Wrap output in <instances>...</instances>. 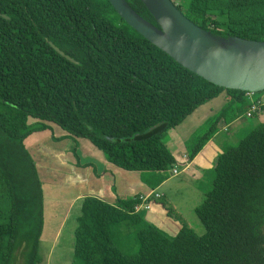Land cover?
I'll return each instance as SVG.
<instances>
[{
    "label": "trees",
    "instance_id": "16d2710c",
    "mask_svg": "<svg viewBox=\"0 0 264 264\" xmlns=\"http://www.w3.org/2000/svg\"><path fill=\"white\" fill-rule=\"evenodd\" d=\"M125 1L160 28L141 0ZM177 7L206 32L264 42V0ZM224 93L227 103L187 145L191 159L221 124L247 118L246 92L185 68L109 0H0V264L42 262L44 192L28 145L54 136L49 123L90 140L109 163L139 172L155 190L177 163L164 142L169 130ZM213 173L196 208L203 236L186 225L171 235L154 226L136 212L140 197L116 195L114 205L83 199L72 264H264V123L225 148Z\"/></svg>",
    "mask_w": 264,
    "mask_h": 264
},
{
    "label": "crops",
    "instance_id": "0c3cea01",
    "mask_svg": "<svg viewBox=\"0 0 264 264\" xmlns=\"http://www.w3.org/2000/svg\"><path fill=\"white\" fill-rule=\"evenodd\" d=\"M227 101V94L224 93L199 108L180 126L169 130L168 139L171 141L168 140L167 146L177 161L180 173L175 177L169 171L168 179L155 190L142 182L139 172H128L109 163L104 152L87 139L74 138L64 130L63 133L57 131L54 138L46 136L32 139L28 151L36 163L44 192V229L41 244L50 227L49 230L56 239L53 248L64 225V222H57L61 214L64 213L66 218L74 204L80 205L81 201L88 197L101 199L111 205L115 204L116 195L126 198L148 197L151 209L140 212L143 218L161 230H171L177 234L184 224L178 215L174 214L176 211L170 207L173 205L171 198L168 199L170 204L164 201L169 196L167 186L175 179L183 177L189 185L186 193L205 194L204 184L200 181L212 176L215 160L224 150L217 139L230 133L231 128H235V134L238 133V125H242V120L246 118H240L230 125L221 124L222 128L218 134L214 135L193 159L189 157L187 143L195 137L208 119L221 111ZM48 125L52 129L57 126L51 123ZM54 139H57V144L52 143ZM47 159H50L51 163H48ZM153 194H159L160 198L155 199ZM62 202L67 203L61 204Z\"/></svg>",
    "mask_w": 264,
    "mask_h": 264
},
{
    "label": "water",
    "instance_id": "95a60500",
    "mask_svg": "<svg viewBox=\"0 0 264 264\" xmlns=\"http://www.w3.org/2000/svg\"><path fill=\"white\" fill-rule=\"evenodd\" d=\"M141 1L160 28L144 20L125 0H109L132 29L209 83L246 93L264 92V55L251 58L242 55L237 48L239 44L264 51V42L233 38V48H229L192 23L173 0ZM55 50L66 57L59 49Z\"/></svg>",
    "mask_w": 264,
    "mask_h": 264
},
{
    "label": "rangeland",
    "instance_id": "374dc122",
    "mask_svg": "<svg viewBox=\"0 0 264 264\" xmlns=\"http://www.w3.org/2000/svg\"><path fill=\"white\" fill-rule=\"evenodd\" d=\"M173 1L176 3V5L182 6L183 8L186 6L188 2V0H173ZM209 35H211V37L214 38V40L223 43L229 48H233V41H232L233 38H230V37L224 38L222 36H216L212 32H209ZM237 48L242 55H245L251 58L255 56L259 57L258 55L260 56L264 55V51H260V50L255 51L251 47H246V46L237 44ZM263 94L264 92L257 93L254 95V97L255 99L258 98L259 102L264 105L263 103L264 95ZM242 121L243 122L241 123L243 124L238 125L240 127L239 128L240 130H238V133L235 134V130H234L235 128H231L230 133L223 134L221 138L217 139L218 144L221 146L222 150L223 148L225 149L227 147L235 146L236 144H238L241 138L247 135L249 130H251L252 128H254L255 126L259 124L264 123V108L263 110H261L259 114H256V115L253 114L251 117H247L245 120H242ZM57 127L58 126H55V128L53 129L54 134H56L57 131H59L60 133H63L62 132L63 130L61 128H60L61 130L59 128L57 129ZM165 140H166V143L168 142V140L171 141V139H164V142ZM53 141L54 142L52 143L54 144L58 143L57 140H53ZM195 141H197V139L193 137L189 139V142L187 144L192 146L195 143ZM47 162L51 163L50 159H47ZM174 166L178 167V164L176 163ZM172 169H170L169 171H171ZM213 174L214 173L212 172V176H208L200 181V183L204 184L203 186L205 188V191H204L205 193L209 191L212 186ZM187 183L188 182L183 177H179L178 179H175L170 184H168L166 190L167 192H169V196L165 198L164 201L166 200L167 203L170 204L168 199L170 200L171 198L173 205L170 207L176 211L174 214L178 215V217L182 220L184 225L185 224L186 226L189 225L188 227L194 233H196L198 236H203L206 230L204 226L201 224L196 214V208L197 206H200L204 202L205 194L202 193L198 195V193H195V192L186 193L189 189V185ZM177 190L182 191V193ZM160 191L162 190L160 189ZM153 195H154V198L155 196H158L155 199L160 198L159 194H153ZM64 203H67V202H62L61 204H64ZM63 207L64 206H61V208ZM80 213L81 212H80L79 204H74V207L72 208L71 213L68 214L66 218H64L65 216L64 213L61 214L57 222H60V223L64 222V225L57 239V242L55 243L53 248H52V245L54 244L56 239L50 232L49 230L50 227L48 228L47 232L45 233L44 242L40 244L41 245L40 256L42 258V262L40 264H72L73 257H74V242H75L74 231L77 228V224H78L77 220L80 216ZM52 227H54V225H52ZM163 231L167 232L169 235H171V233L175 234L171 230H168V231L163 230Z\"/></svg>",
    "mask_w": 264,
    "mask_h": 264
},
{
    "label": "built area",
    "instance_id": "2783aa9c",
    "mask_svg": "<svg viewBox=\"0 0 264 264\" xmlns=\"http://www.w3.org/2000/svg\"><path fill=\"white\" fill-rule=\"evenodd\" d=\"M254 95H255L254 93H247V97L252 102V106H251L249 113H247V117H251L254 113H259L262 109L261 108L262 104L259 101H257V99H255ZM179 173L180 172H179L178 167L174 166L173 169L171 170L172 176H178ZM156 197H158V196H155V198ZM140 199H141V203L136 208V212L140 213L142 210H145V211L150 210L151 209V207L149 205L150 198L141 197Z\"/></svg>",
    "mask_w": 264,
    "mask_h": 264
},
{
    "label": "clouds",
    "instance_id": "9594fccd",
    "mask_svg": "<svg viewBox=\"0 0 264 264\" xmlns=\"http://www.w3.org/2000/svg\"><path fill=\"white\" fill-rule=\"evenodd\" d=\"M256 94H257V93H256ZM257 101H259V99H258V98H257ZM263 107H264V105L262 104V107H261V108H263ZM261 110H262V109H261ZM260 112H261V111H260ZM260 112H259V113H260ZM259 113H257V114H259Z\"/></svg>",
    "mask_w": 264,
    "mask_h": 264
}]
</instances>
